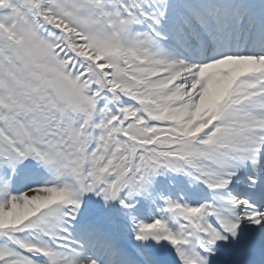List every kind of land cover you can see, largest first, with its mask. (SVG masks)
Returning <instances> with one entry per match:
<instances>
[{"label": "snow or ice", "instance_id": "obj_1", "mask_svg": "<svg viewBox=\"0 0 264 264\" xmlns=\"http://www.w3.org/2000/svg\"><path fill=\"white\" fill-rule=\"evenodd\" d=\"M0 264H264V0H0Z\"/></svg>", "mask_w": 264, "mask_h": 264}]
</instances>
